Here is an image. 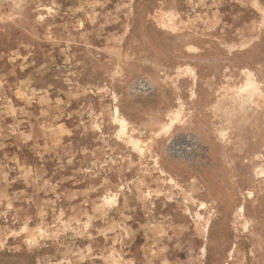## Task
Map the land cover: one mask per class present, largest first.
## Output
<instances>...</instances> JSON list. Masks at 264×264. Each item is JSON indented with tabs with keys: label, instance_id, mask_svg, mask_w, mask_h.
<instances>
[{
	"label": "rangeland",
	"instance_id": "374dc122",
	"mask_svg": "<svg viewBox=\"0 0 264 264\" xmlns=\"http://www.w3.org/2000/svg\"><path fill=\"white\" fill-rule=\"evenodd\" d=\"M0 264H264V0H0Z\"/></svg>",
	"mask_w": 264,
	"mask_h": 264
}]
</instances>
